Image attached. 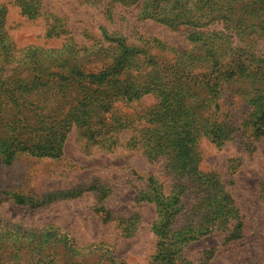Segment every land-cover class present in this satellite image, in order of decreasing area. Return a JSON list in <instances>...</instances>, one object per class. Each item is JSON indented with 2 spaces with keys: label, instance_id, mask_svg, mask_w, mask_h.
I'll use <instances>...</instances> for the list:
<instances>
[{
  "label": "trees",
  "instance_id": "16d2710c",
  "mask_svg": "<svg viewBox=\"0 0 264 264\" xmlns=\"http://www.w3.org/2000/svg\"><path fill=\"white\" fill-rule=\"evenodd\" d=\"M84 1L103 4L111 17L114 5L130 7L139 0ZM201 1L210 5L213 0ZM22 2L20 7L29 18L42 16L40 5ZM172 2L145 0L140 15L175 29L192 26L189 37L196 47L190 53H181L143 33L138 44H131L123 34L106 29L90 45L70 38L59 49L31 47L17 62H12L3 49L0 158L6 167L22 157L60 159L72 130L84 148L114 153L122 146L120 134L132 131L124 148L141 151L150 161L163 162L165 171L173 176L168 192L156 176L137 177L145 186L135 201L154 204L157 212L152 230L158 249L150 264H195L186 256L192 243L212 234H221L225 242L243 239L240 209L219 174L201 170L199 143L204 139L221 147L232 139L235 129L227 114L220 111L226 92L239 95L248 106L244 127L254 141L264 135V54L258 55L256 50L264 39V18L251 15L240 22L232 14H218L219 8L211 13L183 15L172 12L176 9ZM219 4L217 0L214 7ZM254 4H260L256 9L264 8V0ZM248 6L253 8V1ZM254 18L261 19V24L253 23ZM216 20L223 22V30L206 31ZM48 21L47 38L65 33L60 17L49 14ZM237 38L242 44H233ZM146 96H152L156 103L136 110ZM133 103L137 106L131 112L122 110ZM82 191L78 188L64 195L56 192L41 196L4 187L0 203L11 200L40 208L57 197L81 196ZM95 210L103 221L110 219L104 206ZM55 231L47 228L36 234V239L24 240L18 252L8 244L5 233H0V264H15L22 250L34 257L25 264H59L56 256L61 251L83 250L68 234L54 237L58 236ZM86 248L91 254H102L77 264H124L103 244Z\"/></svg>",
  "mask_w": 264,
  "mask_h": 264
},
{
  "label": "rangeland",
  "instance_id": "374dc122",
  "mask_svg": "<svg viewBox=\"0 0 264 264\" xmlns=\"http://www.w3.org/2000/svg\"><path fill=\"white\" fill-rule=\"evenodd\" d=\"M22 1L32 6L40 5L42 16L29 18L20 7L24 3ZM172 1L175 4L173 8H176L172 12L183 15L211 13L219 8L218 14H232L233 19L240 22L251 15L264 18V8H255L260 5L254 4L256 0H248L253 1V8L248 6L250 2L247 0H220L216 7L217 0L211 1L210 5L201 0ZM144 2L139 0L130 7L118 3L114 5L110 17L105 13L107 9L103 4L91 5L84 0H0V54L6 48L9 59L17 62L31 47L59 49L70 38L78 44L90 45L94 38L101 36L102 29L123 34L131 44H138L137 39L143 33L164 41L181 53H190L195 49L196 43L189 37L192 26L175 29L154 19H144L140 15ZM49 14L60 17L66 27L60 37L46 36ZM261 19L254 18L252 21L261 24ZM220 20L205 30L222 31L223 22ZM237 43H241L238 38L233 44ZM256 50L258 55L264 54L263 38ZM155 103L152 96H146L136 110ZM136 106L133 103L122 110L131 112ZM220 106L221 113L227 114L235 132L232 139L221 147L204 139L200 141V168L206 173L219 174L225 190L232 195L244 222L243 239L225 242L221 234H212L192 243L186 250V256L195 264H264V135L254 141L244 127L249 109L239 95L226 92ZM131 137L132 131L121 133L122 146L114 153H106L97 148L92 151L84 148L77 132L72 130L60 159L22 157L14 165L6 167L0 158V190L9 187L41 196L56 192L64 195L78 188L83 190L81 196L57 197L40 208L21 206L11 200L0 203V233H5L11 247L15 246L13 251L18 252L24 240L32 241L41 231L54 228L58 233L54 237L65 238L68 234L79 250L83 248L80 252L61 251L60 256H56L59 264L97 259L102 253L91 254V249L86 248L93 244L109 247L117 260L124 264H150L158 249L152 230L157 212L154 204L135 201L136 194L145 186H141L142 181L137 177L148 179L156 176L168 192L173 176L165 171L163 162L150 161L141 151L124 148ZM100 206L110 212L109 220L103 221L97 214L95 209ZM19 254L15 264H25L26 260L34 258L26 256L23 250Z\"/></svg>",
  "mask_w": 264,
  "mask_h": 264
}]
</instances>
